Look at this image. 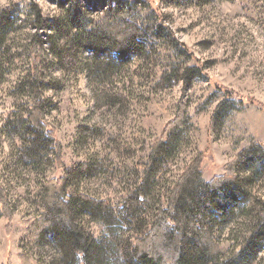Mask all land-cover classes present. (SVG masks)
Wrapping results in <instances>:
<instances>
[{
  "label": "rangeland",
  "instance_id": "rangeland-1",
  "mask_svg": "<svg viewBox=\"0 0 264 264\" xmlns=\"http://www.w3.org/2000/svg\"><path fill=\"white\" fill-rule=\"evenodd\" d=\"M145 1L142 13L153 12L165 35L129 56L78 47L65 28L67 14L98 21L110 0H0V183L12 208L7 220L0 207V264L57 261V252L36 242L30 229L50 179L64 177L67 192L119 210L142 180L138 163L147 161L181 108L187 127L171 136L173 151L140 199L141 218L126 224L118 214L111 228L89 214L77 219L97 243L96 260L88 264H125L126 242L147 230L141 219L166 205V192L198 154L208 181L249 145L264 146V0ZM36 60L54 140H40L28 125ZM31 141H37L32 160L23 154ZM238 173L249 195L238 197L239 205L247 209L215 231L225 257L238 250L253 223V205L264 199V164ZM76 264L87 263L79 256ZM253 264H264V247Z\"/></svg>",
  "mask_w": 264,
  "mask_h": 264
},
{
  "label": "trees",
  "instance_id": "trees-1",
  "mask_svg": "<svg viewBox=\"0 0 264 264\" xmlns=\"http://www.w3.org/2000/svg\"><path fill=\"white\" fill-rule=\"evenodd\" d=\"M110 1L112 6L104 11L98 21L79 12L74 15L67 14L63 20L71 36L70 41L78 47L96 53L108 50L132 56L134 53L145 52L148 40L150 42L155 39L152 37L165 35V33L163 35L165 28L158 22L153 12L142 13L147 6L149 8L145 0ZM170 37L173 44L181 45ZM33 69L34 97L28 114V125L40 140H54V128L50 127L44 118L46 100L42 93L39 61L34 63ZM192 70L194 69L189 68V71ZM223 105V102L220 103L217 112ZM182 109L168 122L147 161L138 163L142 168V180L138 189L124 199L119 210L114 211L106 201L91 198L77 191L67 192V181L64 177L50 179L45 184L40 194L42 214L31 222L30 229L36 242H47L44 246L54 249L58 254L57 261L46 264H76L79 256H82L87 264L93 259L96 260L92 254L97 253V243L77 221L81 214H89L93 221L103 223L106 228L113 227L112 221L118 214L125 217L126 224L141 218L140 199L149 190L162 160L173 151L175 137L171 136L187 127L188 119ZM36 142L31 141L24 147L25 159L32 160L37 155ZM55 149L57 164L61 166L59 142L55 143ZM262 164L264 146L254 143L238 155L223 175L207 181L201 176V155L198 154L184 167L176 183L166 192V205L158 206L151 215L141 219L142 228L146 227L147 230L140 229V233L126 242L128 251L124 255L126 257L124 263L253 264L258 252L264 247V199H258L253 205L255 212L253 223L238 250L228 257L223 255L224 251L216 240L215 231L224 230L237 220L243 208L247 209L244 205H239L241 201L238 197L249 195L247 190L243 189L244 181L239 177L238 169L244 166L249 172H253ZM85 167L87 166L80 165L77 168ZM0 207L5 218L12 220V208L2 183ZM27 264L43 263L30 260Z\"/></svg>",
  "mask_w": 264,
  "mask_h": 264
}]
</instances>
